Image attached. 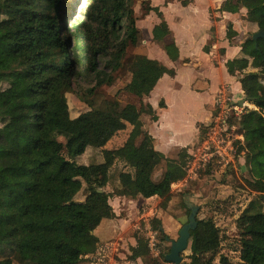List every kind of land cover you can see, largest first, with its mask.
Segmentation results:
<instances>
[{
    "label": "trees",
    "instance_id": "1",
    "mask_svg": "<svg viewBox=\"0 0 264 264\" xmlns=\"http://www.w3.org/2000/svg\"><path fill=\"white\" fill-rule=\"evenodd\" d=\"M133 1L86 0L84 17L68 21L62 0H0V82L7 83L0 89V264H89L84 256L94 253L99 243L94 230L102 219L114 216L110 196H156L159 206L165 207L171 185L186 176V149L178 161L157 151L134 104L107 102L73 118L69 114L65 94L75 92L80 81L93 83L88 94L111 85L127 47L139 44ZM141 4L144 14L155 9L147 0ZM240 6L246 9L245 20L254 22L257 31L264 29V0H226L220 9L235 12ZM228 31L233 33L231 26ZM151 33L153 40L162 41L170 30L161 21ZM251 35L250 61L227 60L225 66L231 75L242 74V92L256 107L240 114L244 143L238 141V150H245L249 164L262 166L264 38L254 41ZM246 43H241L242 49ZM163 49L171 60L178 58L173 42ZM203 50L208 52V47ZM129 64L124 89L137 96H148L164 74L174 76L173 69L145 55H135ZM159 107L164 105L160 102ZM143 111L157 120L150 105ZM127 125L131 129L121 146L102 148ZM7 128L15 139L7 138ZM88 146L102 148L105 184L113 190L99 192L92 180L83 177L88 176L85 168L75 159ZM116 161L130 170L117 171L115 179L111 169ZM84 182V198L76 199ZM246 182L264 193V183ZM242 212V238L233 239L236 246L229 250L238 253V263L222 251L225 237L214 220L196 216L190 252L180 264H264V229L252 227L253 219L258 222L264 216L261 194ZM149 225L170 243L159 218H151ZM134 239L130 259L165 262L163 251L149 258L145 237L135 234Z\"/></svg>",
    "mask_w": 264,
    "mask_h": 264
},
{
    "label": "rangeland",
    "instance_id": "2",
    "mask_svg": "<svg viewBox=\"0 0 264 264\" xmlns=\"http://www.w3.org/2000/svg\"><path fill=\"white\" fill-rule=\"evenodd\" d=\"M142 0H134L132 4L133 10L136 11V26L141 29L144 27H150L153 20L157 17L156 13H152L149 18L145 20L142 15ZM164 0H151V5H159ZM64 8L66 9V15L64 16L70 19L83 18V10L86 0H62ZM242 8V7H241ZM165 16L170 19L173 26V31L176 38L182 47L184 56H189L195 60V64L199 66L187 65L186 63L176 62L173 64L167 59L165 53L162 51L163 42H157L150 37L152 34L151 29L140 30V42L138 45H129L126 49V55L122 61V66L114 73V82L111 85H102L96 88L93 94H88V89L93 86V83L78 82L77 86H74V91L67 92L66 99L69 109L70 117H75L78 114L89 110L91 108H101L106 105L107 102L116 103L117 105H123L125 103H132L141 110L140 118L143 125H147L145 129L161 136V141L166 147V151L174 147L172 142H166L170 134L173 132L177 136V142L186 141L191 137L195 131V127L200 128L201 134H197L194 142L189 145L187 149L186 161V176L178 183L171 185L170 200L166 202L165 207L159 206L160 198H153L150 200V204L146 205L135 199V202L123 200V202L115 203L114 208L117 213V219H126V231L119 237H114L112 231L97 230L96 235L103 241H99L97 248L102 244L109 243L111 248L105 254L103 264H127L133 262L128 257L129 247L131 241L134 239L135 234L142 235L147 239V245L150 251L149 258L158 257L160 251L162 254L168 252L169 243L160 239L158 234L152 232L150 229V212L146 213V207H152L155 201H158L157 208H154L155 212L163 213V220L169 218H175L176 229H180L183 224L187 222L189 210L186 207L187 202H193L198 206L197 218H212L216 225L220 228L225 240L222 243V251L227 253L232 261L238 263V253L229 252L234 249L236 244L233 239L242 238L241 228L245 224L242 221V215L244 209L248 206L249 202L258 195H264L253 190L246 181H260L264 183V164L256 165L249 164L245 160V150H238L239 142L244 143L243 135L240 133V114L244 111V108L256 109L253 103L248 101L245 92H239V90L233 89V94L226 92L222 98L216 96L214 106L211 109V117L207 121H203L207 118L209 109L207 108L210 100L211 91L219 83L226 80V74L220 70L212 71L206 62L207 59L200 54V50L196 46L199 44L201 38L200 33L207 21V16L204 15L202 7L200 6L196 11L186 10L179 3H172L165 10L162 9ZM238 13H244V11L238 10ZM246 13V12H245ZM246 18V14L243 19ZM187 21L184 26L182 22ZM235 32L228 31V27L224 28V33H220L221 40H228L230 42H247V39L252 33L257 31L255 23L249 21L245 29L241 28L239 24L233 25ZM143 28V29H144ZM237 32V33H236ZM191 36L194 41H190L188 37ZM228 38V39H227ZM184 43V44H183ZM253 44L247 42L245 48L241 50L239 55L232 60H242L241 63L250 61V52ZM162 51V53H160ZM135 55H145L147 57L155 56L158 60H162L166 66H172L177 72V78L175 80L170 79L168 87L165 90L163 96H158L157 92H150L148 96H137L131 94L124 89L125 84L130 78V64ZM244 61V62H243ZM206 76L210 79V89L197 94L192 93L190 90V84L196 77ZM242 78V74L238 73L234 76L233 86L236 88V82ZM167 81L164 82V85ZM197 85L201 84L199 80L196 81ZM172 84V85H171ZM177 86H176V85ZM7 86L6 82H0V89ZM168 107L161 111L162 107H159L161 102ZM156 107L155 112L157 118L161 114V121L163 128L159 129L153 124V120L148 115L144 108L148 105ZM264 112V110H263ZM200 121V122H196ZM1 125V123H0ZM206 125V126H204ZM131 129L130 125H127L126 129L118 132L111 140L106 144L107 148H116L122 145L128 136ZM9 128L5 129V135L8 139H15L8 132ZM171 132V133H170ZM102 149L93 146H88L83 154H80L75 160L79 164H91L99 163L103 161ZM180 156H177V152H173L170 158L174 161H178ZM130 170L129 167L124 166L121 161H116L114 168L111 169L113 176L119 170ZM88 180V176H83ZM116 179V178H115ZM108 191L113 190L109 184H106ZM98 186V185H97ZM100 188V186H98ZM86 184L84 182L81 190L76 195V199H83L86 193ZM113 196V195H112ZM134 200V199H133ZM113 209V207H112ZM145 209V210H143ZM142 214H144L142 216ZM145 217L147 219H145ZM157 217V216H156ZM259 221L253 219L252 227L257 229H264V216L259 217ZM161 221V220H160ZM241 227V228H240ZM173 240L177 239L178 233H175ZM107 239V240H106ZM170 240V239H169ZM172 240V239H171ZM135 241V239H134ZM96 248V250H97ZM95 250V252H96ZM94 252V253H95ZM189 249L183 252L184 260L185 256L189 254ZM91 254L84 256L89 264ZM140 259V258H139ZM160 259V258H159ZM162 264H172L168 262H162Z\"/></svg>",
    "mask_w": 264,
    "mask_h": 264
},
{
    "label": "crops",
    "instance_id": "3",
    "mask_svg": "<svg viewBox=\"0 0 264 264\" xmlns=\"http://www.w3.org/2000/svg\"><path fill=\"white\" fill-rule=\"evenodd\" d=\"M147 1L150 4V6L155 8V9L154 10H150L148 13L144 14L143 10H142V7H141L142 15L145 18L144 19H139V21L140 20H145L146 18H149V16L152 13L155 12L157 17L153 20L152 25H150V27H148V28L151 29V32H152V28L155 25L159 24L161 21H164L167 24V27L170 30V35L167 36L166 38H164L162 41H159V42H163L161 49L165 53V56L167 57V59L170 60L173 64H176V62L186 63L187 65H192V66L194 65V66H196L197 69H199V66L197 64H195V62H196L195 60L191 59L189 56H184V54L182 52L183 51L182 47H181V45L179 43V40L176 38V36L174 34L173 26L171 24V21H170V19H168L167 16H165L166 14H164L162 9L165 10L173 2L174 3H179L183 8H186V10H191V11H196V12H197V9L201 6L204 15L207 16V21H206L202 31L199 32L201 40H200L199 44H196V46L200 50V54L207 59L206 62L208 63V65H209V67H210V69L212 71L220 70V71H222V72H224L226 74V76H225L226 80H224L221 83H219L210 92L211 96H210V100H209L208 106H207V108L209 109V113H208L207 118H205L203 120V121H205V120L207 121V119L209 117H211V115H213L211 113V109L214 106V102L216 100V96L217 95H218V98H220V97L222 98L224 95H226V92H228L232 96V94L234 92L233 89L237 90V91L239 90V92L243 91L241 89L240 80L238 82H236V88H238V89H235V87L233 86V84H234L233 83V80H234L233 78H234V76H237L238 71H235V74L231 75V74L228 73L227 68L225 66V63H226L227 60H232L233 58H236L239 55V53L242 50L241 43L240 42H230V41H228L229 40L228 38H227L228 40H224L223 41V40H221L219 38H221V35H222L220 33H224V28H226L228 26H231V28H232V30L234 32L236 30H235V27L233 25L239 24V26L241 28H243V29L246 28L248 21L243 19V17L246 14L245 13L246 9L244 7L241 8V6H240V7L237 8V10L235 12L223 11V10L220 9V7H221V4L224 1H226V0H185L186 2H184V3H181L182 0H164V1H162V3H160L157 6L151 5V3H150L151 0H147ZM238 10L244 11V13L243 14L242 13H238ZM134 16H135V24H136V22H137L136 11H134ZM186 22L187 21L182 22V25L184 26V24ZM138 23L139 22H137V24ZM137 28H138L139 31L140 30H142V31L143 30H145V31L147 30L148 31L147 27H146V29L144 27H143L144 29L143 28L141 29L140 27H137ZM150 37L153 40L152 35ZM188 39L190 41H194V39H192L191 36H189ZM169 42H173L176 45L177 49H178V58L176 60H171L168 57V55L166 54V52L164 51V49H163V45L166 44V43H169ZM204 46L208 47V52H205L203 50ZM162 51L160 53H162ZM147 58L158 60V57H155V56H150V57H147ZM158 61H160L163 65H165L162 60H158ZM172 63L170 64V66H172ZM170 66H166V67L171 68V69L174 70V76H169L167 74H164L157 81V83L155 84V86L153 87V89L150 92H152V93H154V92L156 93L157 92L158 96H163V94L165 93L166 88L168 87L169 80L170 79L175 80L177 78V72L175 71V69L173 67H170ZM197 80H199V82H201V84L197 85V83H196ZM165 81H167V84L165 83L166 85H164ZM210 82H211L210 79L208 77H206V76L196 77L194 79V81L191 82V84H190V90H191L192 93L197 94V92H199V91L202 92L204 90H207L208 88L210 89V85H211ZM149 93H148V95H150ZM149 105H150V103H149ZM150 106L155 111L156 107H154L152 105H150ZM167 107H168V102L166 101V106L162 107L161 111L163 112L164 109L167 108ZM162 112L160 113V115L157 118V120L153 121V124H155V126L157 128H159V129L164 127L163 124H162V121H161ZM156 115H157V113H156ZM196 122H200V121H196ZM143 126H144V129H145V127L147 125H143ZM204 126H206V125H204ZM148 133L153 138L154 148L157 151L163 153L166 157L170 158V155L173 152H177V156H179L184 148L186 149V152H187V149L189 148L188 146L191 145L194 142L197 134H201V131H200V128L197 129L195 127V131H194L193 135L191 137H189L186 141H183V142H179V141L177 142V136L173 132L172 133L170 132L171 134H170L169 138L166 139V142H169V141L172 142L174 147H172V149L167 150V151H166V147L164 146V143L161 141V136L158 137L156 134H152L150 132H148ZM106 144L102 148H107ZM102 148H100V149H102ZM107 149H110V148H107ZM101 162L102 161H100L99 163L96 162V163L83 164V165L79 164V163L78 164L82 165L85 168V173L88 175V179L92 180L95 183L94 185L100 186V190L101 191H106L107 192L108 191V187H106L107 185L105 184V168H104V165H102ZM153 198H158V197L152 196V197H149V198H144L143 196L138 195L135 199L140 201V202H143L146 205H148V204H150L149 203L150 200H152ZM127 199L128 198H126L125 196H117V195H113V196H110L108 198L109 205L111 207H113L112 210H113V213H114L113 215L114 216L112 218L102 219L100 224L94 230V234L95 235L97 233V230H101L102 228H103V231H107V232L111 230L112 234L115 235L114 237H110L108 239L119 237L126 231V225H127L126 221L127 220L126 219H122V218H120V219L116 218L117 217V213H116V210L114 208V205H115V203L119 204L120 202H123V200H127ZM135 199L134 200L133 199H128V201L132 200L131 202H135ZM159 200L155 201V203H154V205L152 207H148V208L146 207L145 209H146L147 212L144 213V214H147V213L150 212V214H152V215H150V218H153V217L157 216V218H159L161 220V228L162 229H160V230L162 232H164L168 236V239H170V240L172 239L173 240L174 234L178 233V231H179L178 229H176L177 220L175 218H169L168 220H165V222H164V220H163L164 214L161 213V212L158 213V212L154 211V208H157V206H158ZM145 209H143V210H145ZM144 214H142V216ZM145 219H147V218L145 217ZM97 238H98L99 241H103L98 236H97ZM134 243H135V241L133 239L131 241V243H130V246L134 245ZM132 261H133V264H144L142 262V260L139 259V258H137L136 260H132Z\"/></svg>",
    "mask_w": 264,
    "mask_h": 264
},
{
    "label": "water",
    "instance_id": "4",
    "mask_svg": "<svg viewBox=\"0 0 264 264\" xmlns=\"http://www.w3.org/2000/svg\"><path fill=\"white\" fill-rule=\"evenodd\" d=\"M251 38L256 41L258 38H264V29H260L251 35ZM100 192L101 190L98 189ZM264 200V195H261ZM186 207L189 210L187 222L181 226L178 231V237L175 240L170 241L169 251L164 255L165 262L172 264H180L184 260L183 252L189 247L191 238V231L195 229L197 222L196 216L198 212V206L193 202H187ZM160 229H162L160 227Z\"/></svg>",
    "mask_w": 264,
    "mask_h": 264
},
{
    "label": "built area",
    "instance_id": "5",
    "mask_svg": "<svg viewBox=\"0 0 264 264\" xmlns=\"http://www.w3.org/2000/svg\"><path fill=\"white\" fill-rule=\"evenodd\" d=\"M111 246L109 243L102 244L99 246L95 253H92L89 258L91 259L90 264H103L99 262H103L105 258V254L109 251ZM127 264H133V262H128Z\"/></svg>",
    "mask_w": 264,
    "mask_h": 264
}]
</instances>
